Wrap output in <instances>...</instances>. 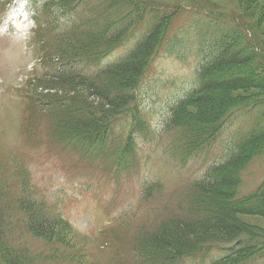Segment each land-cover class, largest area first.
I'll use <instances>...</instances> for the list:
<instances>
[{
  "label": "rangeland",
  "instance_id": "374dc122",
  "mask_svg": "<svg viewBox=\"0 0 264 264\" xmlns=\"http://www.w3.org/2000/svg\"><path fill=\"white\" fill-rule=\"evenodd\" d=\"M33 3V0L0 3V25L25 13L33 20L34 11L30 6L33 7ZM75 7L71 13L58 14L52 19L53 30L41 24L38 27L34 19L31 39L7 55L9 45L0 39V161L6 171L0 176L6 179V184L10 183L17 196L18 180L13 173L28 171L32 188L23 196L33 194L37 200L44 199L51 211L70 224L67 237L72 240L73 248L63 249V256L47 260L45 256L50 255V249L43 240L24 231L20 225L24 215L19 213L14 215L18 224L5 227L6 237L15 251L26 246L32 255L45 258L46 261L40 260L41 264H138L135 252L141 233L169 218L178 222L182 218L192 225L206 218L207 213L201 214L194 202V183L206 179L211 166L226 161L258 120L264 123L261 116L264 106L252 104L256 101L254 97L264 96V88H250L232 92L230 100L218 95L220 106L249 102L250 107L229 116L210 143L200 142L199 147L188 148V134L169 124L172 108L195 90L198 71L216 56L219 41L233 26L239 30L240 40L249 44L247 49L255 53L254 67L246 72L253 71L256 76L264 77V0H75L72 9ZM140 10L145 11L142 26L135 28L126 42L99 62L102 67L115 61L139 41L142 32L156 19L168 17L165 39L136 92L137 122L143 131L134 130L135 121L129 117L118 119L112 125L114 139L108 144L111 147L107 154L110 156L112 148L120 146V139L115 143V138L130 135L134 152L128 163L118 167L113 164L114 158H106L103 152L83 157L62 146L50 133L51 123L46 115L37 113L29 134L25 130L26 94L51 93L52 90L37 86L62 68L63 60L44 58L43 46L49 38L46 32H56L70 17H79V20L89 17L90 12L103 15L98 21L87 23L95 29L104 18L112 21L122 14ZM73 59L84 69H95V64L83 63V58ZM90 99L94 104L99 103L96 98ZM87 151L88 154L93 152ZM153 185L159 188L150 191ZM262 185L264 154L253 157L240 171L236 197L251 195ZM4 198L0 203L7 202L8 198ZM3 211L5 209L0 207V213ZM9 213L12 215L11 211ZM236 217L244 224L245 233L258 237L264 247V216L236 214ZM177 221L167 222V226ZM219 245L225 247V244ZM218 254H221L219 250H212L206 259ZM206 259L197 257L189 264H206ZM0 264L4 263L0 260ZM249 264H264V255Z\"/></svg>",
  "mask_w": 264,
  "mask_h": 264
},
{
  "label": "trees",
  "instance_id": "16d2710c",
  "mask_svg": "<svg viewBox=\"0 0 264 264\" xmlns=\"http://www.w3.org/2000/svg\"><path fill=\"white\" fill-rule=\"evenodd\" d=\"M11 1L0 0V3L5 5ZM33 1L38 27L41 24L51 30L54 28L52 19L56 15L71 13L77 7L72 9L75 0H41L39 5L35 3L39 0ZM144 12L143 10L134 14L129 12L112 21L104 18L101 25L95 29L87 26V23L98 21L103 15L99 12H90V16L82 20L81 18L79 20V17H70L65 24H60L61 28L56 32H46L49 38L43 46L44 58H48L49 61L55 58L63 60L62 68L51 73L49 80L37 86L53 92L26 94L25 110L28 118L25 130L29 134L32 132L37 113L46 115L51 123L50 133L62 146L83 157H93L94 152L98 154L103 152L107 158L111 147L108 144L114 139L113 124L118 119L129 117V120L135 121L133 129L143 131L142 125L137 122L139 111L136 107V92L155 53L165 39L168 17L156 19L142 32L139 41L115 61L102 67L99 66V62L126 42L133 35L135 28L142 26ZM231 28L219 41L216 56L203 64L198 71L195 90L171 110L169 124L188 134L187 137L190 138H187L190 140L188 148L199 147L200 142H209L221 129L222 124L230 118L229 116L250 107L249 102L235 103L230 107L220 106L218 95L229 97L230 100L234 91L264 88L263 75L256 76L253 71L246 72L254 67L255 53L247 49L249 44L240 40L241 35L237 27ZM36 34L38 40L39 35ZM74 57L83 58V63L95 64L93 66L95 69L89 67L84 69L75 63ZM37 87L35 86V89ZM91 97L98 99L99 103L94 104L93 100H89ZM254 98L256 101L252 104L264 106L263 95ZM262 114L263 117L264 109ZM119 139L120 146L112 148L109 156L114 158L113 164L118 167L126 165L134 152L130 135L126 138L119 136L114 142ZM88 149L93 152L88 154ZM262 154L264 123L260 119L244 135L238 143L237 150L226 161L211 166L206 179L194 183L196 186L193 192L196 199L194 202L201 214L207 213L204 216L206 218H202L195 225L190 221H182V218L180 222L169 218L161 221L159 226L152 230L141 233L137 239L135 252L138 264L139 261L140 264H189L197 257L203 260L208 258L207 254L212 250H219L221 254L206 259L208 261L206 264H249L255 258H262L264 247H261L260 239L245 233L244 224L236 217V214L264 216L263 185L251 195L236 197L240 171L253 157ZM5 172L0 161V174ZM8 175L10 176L9 173ZM13 177L18 180L17 196L10 183L6 184V179L0 176V199H6L5 196L8 198L6 204L0 203L2 205L0 207L5 209L0 213V260L4 264H41L40 260L46 261V257L47 260H53L63 256V249L73 248L72 240L67 237L71 230L70 224L51 211L44 199L37 200L32 192L30 197L23 196L32 188L28 171L22 173L15 170ZM153 188L159 187L153 185L149 190ZM17 213L24 215V222L20 224L24 231L45 242L50 249L49 256L42 258L32 255L26 246L15 251L9 245L10 239L6 237L5 227L12 228L18 224V219L14 218ZM175 221L177 224L167 226L169 222ZM244 234L250 236L243 237ZM220 243L225 244V247L221 248L223 246L219 245ZM69 255L77 258L73 253Z\"/></svg>",
  "mask_w": 264,
  "mask_h": 264
},
{
  "label": "clouds",
  "instance_id": "9594fccd",
  "mask_svg": "<svg viewBox=\"0 0 264 264\" xmlns=\"http://www.w3.org/2000/svg\"><path fill=\"white\" fill-rule=\"evenodd\" d=\"M34 26L35 22L26 13L16 19L10 18L0 25V39L5 40L9 45L6 55L12 49L31 39Z\"/></svg>",
  "mask_w": 264,
  "mask_h": 264
},
{
  "label": "bare ground",
  "instance_id": "6f19581e",
  "mask_svg": "<svg viewBox=\"0 0 264 264\" xmlns=\"http://www.w3.org/2000/svg\"><path fill=\"white\" fill-rule=\"evenodd\" d=\"M13 17V16H12ZM258 61V60H257ZM227 124V123H226ZM239 142H241V141H239ZM210 143V142H209ZM204 149H205V147H204ZM195 152V151H194ZM193 153V152H192Z\"/></svg>",
  "mask_w": 264,
  "mask_h": 264
}]
</instances>
